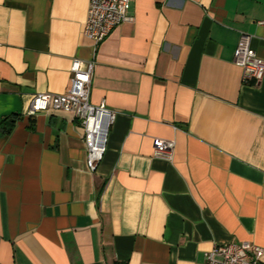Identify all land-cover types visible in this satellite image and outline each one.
<instances>
[{
  "label": "crops",
  "instance_id": "obj_1",
  "mask_svg": "<svg viewBox=\"0 0 264 264\" xmlns=\"http://www.w3.org/2000/svg\"><path fill=\"white\" fill-rule=\"evenodd\" d=\"M89 0H0V264H205L264 251V78L243 82L240 33L264 59V0H131L94 49ZM93 60L89 102L113 113L94 169L70 112L28 115ZM156 138L172 158L153 156ZM264 262V252H262Z\"/></svg>",
  "mask_w": 264,
  "mask_h": 264
},
{
  "label": "built area",
  "instance_id": "obj_2",
  "mask_svg": "<svg viewBox=\"0 0 264 264\" xmlns=\"http://www.w3.org/2000/svg\"><path fill=\"white\" fill-rule=\"evenodd\" d=\"M131 0H89L83 35L96 49L117 25L132 20L129 14ZM251 36L240 33L233 52V63L242 69L243 82H259L264 78V59L257 56L250 44ZM94 61L72 59L70 84L63 94L37 93L30 100L28 115L49 109L72 113L80 122L88 153V166L94 169L104 151L103 141L113 113L102 101L89 102ZM174 141L156 138L152 141L153 156L170 160ZM262 248L248 241L214 246L204 253L205 264H264Z\"/></svg>",
  "mask_w": 264,
  "mask_h": 264
}]
</instances>
